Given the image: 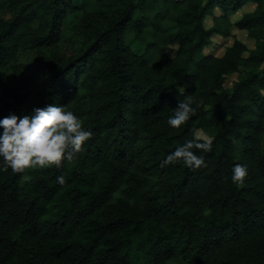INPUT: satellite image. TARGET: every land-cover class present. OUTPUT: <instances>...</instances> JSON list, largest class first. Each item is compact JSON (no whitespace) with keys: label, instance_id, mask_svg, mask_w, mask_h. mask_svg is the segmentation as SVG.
I'll list each match as a JSON object with an SVG mask.
<instances>
[{"label":"trees","instance_id":"16d2710c","mask_svg":"<svg viewBox=\"0 0 264 264\" xmlns=\"http://www.w3.org/2000/svg\"><path fill=\"white\" fill-rule=\"evenodd\" d=\"M232 29L254 49L204 54ZM29 54L45 74L35 105ZM187 95L202 106L174 129ZM50 105L93 136L59 169L0 171V264H264V0H0V120ZM199 129L206 166L161 167Z\"/></svg>","mask_w":264,"mask_h":264},{"label":"clouds","instance_id":"9594fccd","mask_svg":"<svg viewBox=\"0 0 264 264\" xmlns=\"http://www.w3.org/2000/svg\"><path fill=\"white\" fill-rule=\"evenodd\" d=\"M193 96L187 95L178 102L174 115L167 121L174 129L185 125L197 114L202 106ZM195 105V106H194ZM84 121L65 106L50 105L45 108H34L30 115L17 116L10 114L0 120V171L11 169L13 173L25 174L33 170L59 169L65 161L71 162L77 154L84 151V145L92 138L93 133L85 130ZM214 137L203 129L195 130L193 138L178 146L162 161L161 167L182 162L189 169L205 167L203 156L196 151L210 152ZM248 176L245 165L236 164L232 169V181L244 187ZM30 180V175H25ZM63 186L66 183L63 175L56 178Z\"/></svg>","mask_w":264,"mask_h":264},{"label":"rangeland","instance_id":"374dc122","mask_svg":"<svg viewBox=\"0 0 264 264\" xmlns=\"http://www.w3.org/2000/svg\"><path fill=\"white\" fill-rule=\"evenodd\" d=\"M253 8V5H247L242 10L238 11L236 14L231 16V22L238 20L243 14L253 11ZM206 19L207 20H205L204 26L205 28H209L211 26V17H207ZM126 40L131 45L134 51H142V48H140L138 43L133 40L131 34H127ZM234 41L241 42L248 50H252L255 47L254 40L249 38L246 32L232 29V34L230 38H212L210 46L204 49L203 52L204 54L211 53L217 57H220L222 56L224 50L229 47ZM66 48V45L61 46V50H63L67 55H70L73 52V49ZM176 49L177 45L175 43H170L166 48L167 54L172 57L175 54ZM155 60L156 59L152 57L150 62L153 63L155 62ZM244 71V69H240L239 73L229 76L227 78V83L225 86L227 88H230L231 82L238 81ZM24 77L28 79V89L31 93L30 102L35 105L38 103L37 93L41 91L42 85L44 83L45 74L43 65L36 58H33V55L31 54H29L26 58ZM31 109L28 108V111H31ZM207 134L211 136V134Z\"/></svg>","mask_w":264,"mask_h":264}]
</instances>
